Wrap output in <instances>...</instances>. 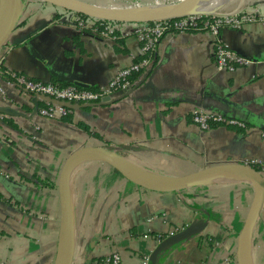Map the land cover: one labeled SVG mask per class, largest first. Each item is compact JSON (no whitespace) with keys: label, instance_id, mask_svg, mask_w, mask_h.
Listing matches in <instances>:
<instances>
[{"label":"crops","instance_id":"0c3cea01","mask_svg":"<svg viewBox=\"0 0 264 264\" xmlns=\"http://www.w3.org/2000/svg\"><path fill=\"white\" fill-rule=\"evenodd\" d=\"M258 2L244 5L258 7L264 17ZM49 3L20 0L16 23L0 45V62L11 72L97 86L142 55L136 22L121 24L115 35L99 34L90 24L79 31L76 13L49 11ZM219 38L255 61L219 69L212 35L201 28L169 31L124 95L72 103L63 117L40 115L33 97L37 108L46 97L0 81V105L22 112L0 111V264H56L59 174L67 156L84 145L115 152L147 177L264 161V20L222 26ZM195 108L236 122L201 129L190 119ZM69 193L71 264H91L112 251L123 264H237L253 183L222 175L158 191L105 161L82 158L70 171ZM245 261L264 264V201L247 237Z\"/></svg>","mask_w":264,"mask_h":264},{"label":"built area","instance_id":"2783aa9c","mask_svg":"<svg viewBox=\"0 0 264 264\" xmlns=\"http://www.w3.org/2000/svg\"><path fill=\"white\" fill-rule=\"evenodd\" d=\"M204 16L198 19L199 16ZM92 16H80L76 18L77 30H83L91 25L92 29L99 34L115 35L118 27L126 21H101ZM252 20H264L260 9L256 6L240 5L233 8L220 7L212 12L185 14L178 17H165L150 21H136L134 33L140 42L142 55L120 67L112 77L104 84L91 86L76 83L60 84L56 80H41L29 77L24 73L12 72L13 80L6 79L8 83H15L26 91L36 96L46 97V101L37 108L40 115L49 118L60 117L69 112L63 102L71 103H105L115 95L123 94L132 86L134 73L146 70L150 63L151 54L159 38L169 31H182L192 28H201L213 37L212 57L219 69L232 70L237 66L254 62L249 55L230 48L219 38L222 26L241 28L245 22ZM1 81V80H0ZM2 85L0 82V91ZM191 121L201 129L209 128L214 124L236 122L235 119L226 118L220 113L207 112L195 108L191 113ZM243 125L242 122H237ZM39 126L35 125L37 129ZM251 165L264 173V161H251ZM91 264H123L120 253L112 251Z\"/></svg>","mask_w":264,"mask_h":264},{"label":"water","instance_id":"95a60500","mask_svg":"<svg viewBox=\"0 0 264 264\" xmlns=\"http://www.w3.org/2000/svg\"><path fill=\"white\" fill-rule=\"evenodd\" d=\"M74 12L83 13L95 18L106 20L136 22L150 21L165 17L184 16L191 11L186 9L194 0L179 1L180 5L173 11H160L152 13H133L123 10L117 11L99 4L83 0H43ZM20 0H0V45L16 23ZM127 92V91H126ZM125 94V93H124ZM123 94V95H124ZM37 110V97H33ZM67 107L71 102H63ZM101 103V102H100ZM0 111L8 114H21L22 112L8 105H0ZM82 158H94L105 161L117 169L128 180L142 187L163 191L187 186L189 184L218 177L222 175H234L247 179L253 183V196L247 215L237 237L236 262L246 264L245 245L253 222L264 201V173L256 167L239 162L220 163L203 167L199 170L173 176L147 177L136 172L115 152L99 146L84 145L72 151L65 159L59 174L58 189L60 197V227L59 244L56 264H71L73 253V216L69 193V175L75 162ZM150 259V257H149ZM148 259V261H149ZM149 264V263H148Z\"/></svg>","mask_w":264,"mask_h":264},{"label":"rangeland","instance_id":"374dc122","mask_svg":"<svg viewBox=\"0 0 264 264\" xmlns=\"http://www.w3.org/2000/svg\"><path fill=\"white\" fill-rule=\"evenodd\" d=\"M83 1L99 4L107 8L128 9V8H133V7H137V8L143 7L144 8V7H149L153 5H159V4H180L179 1H184V0H83ZM229 1L230 0H205V2L211 3L213 5H224L225 4L222 7H227V8H233L236 6L244 5L250 0H232L230 2ZM46 5L49 11L53 9L59 10V8H61L60 6L51 4V3L46 4ZM259 6L262 10L264 9V0H260ZM72 13H75V12L63 8V12H62L63 15H69ZM195 13H205V12H189L188 14H195ZM129 23H134V22L132 21Z\"/></svg>","mask_w":264,"mask_h":264},{"label":"bare ground","instance_id":"6f19581e","mask_svg":"<svg viewBox=\"0 0 264 264\" xmlns=\"http://www.w3.org/2000/svg\"><path fill=\"white\" fill-rule=\"evenodd\" d=\"M204 2L205 0H194L186 10L191 11V12H212L225 5V4L224 5H213L211 3H208V2L204 3ZM179 5L180 4H162V5H153V6L144 7V8L143 7H140V8L133 7V8L124 9V11L133 12V13H152V12H160V11H173ZM109 9L117 10V11L123 10V9H116V8H109Z\"/></svg>","mask_w":264,"mask_h":264},{"label":"trees","instance_id":"16d2710c","mask_svg":"<svg viewBox=\"0 0 264 264\" xmlns=\"http://www.w3.org/2000/svg\"><path fill=\"white\" fill-rule=\"evenodd\" d=\"M77 15H80V16H87L86 14H83V13H78V12H75ZM204 16V14H202V16H199L198 19L200 21V19H202V17ZM98 20H101V21H109V20H106V19H102V18H99ZM192 29H197V28H192ZM6 79H11L13 80V75H12V72L11 70L7 69L1 62H0V80H6ZM60 84L64 85V84H67V82H59ZM92 86V85H91ZM43 104V103H42ZM68 114V113H67ZM67 114L63 115V116H66ZM63 116H60V117H63ZM47 183H50L49 181L46 180Z\"/></svg>","mask_w":264,"mask_h":264}]
</instances>
